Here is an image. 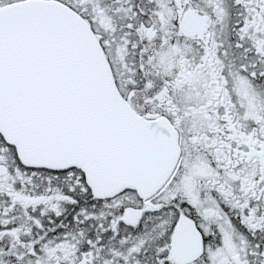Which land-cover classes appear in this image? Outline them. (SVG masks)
Listing matches in <instances>:
<instances>
[{"label": "snow or ice", "instance_id": "6c2138e0", "mask_svg": "<svg viewBox=\"0 0 264 264\" xmlns=\"http://www.w3.org/2000/svg\"><path fill=\"white\" fill-rule=\"evenodd\" d=\"M0 264H264V0H0Z\"/></svg>", "mask_w": 264, "mask_h": 264}]
</instances>
